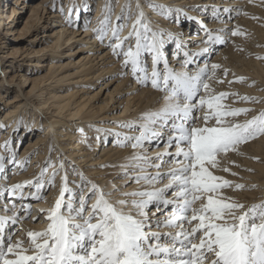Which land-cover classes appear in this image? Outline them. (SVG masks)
I'll list each match as a JSON object with an SVG mask.
<instances>
[{"label": "snow or ice", "instance_id": "1", "mask_svg": "<svg viewBox=\"0 0 264 264\" xmlns=\"http://www.w3.org/2000/svg\"><path fill=\"white\" fill-rule=\"evenodd\" d=\"M52 7L56 10L55 4ZM147 7L164 18L174 11L151 0ZM59 11L64 14L62 5ZM113 11L111 4H105L99 26L92 29L95 38L101 43L107 40L112 54L122 58V68L130 70L137 84H150L161 93L158 108L141 113L136 120L113 122L118 128L127 129L112 133L117 146L141 149L121 165L124 175L136 173L130 178L147 187L125 192L113 184L110 191H105L86 181L80 173L76 192L69 187L64 163L57 166L49 157L34 181L0 189V196L7 193L24 200L25 187L35 188L28 195L43 199L39 195L41 190L45 185L55 186L57 175L64 171L59 198L46 217L47 228L28 231L27 246L22 240L13 241L12 232L6 233V228L22 217L0 215V264H264V202L246 207L224 191L244 190L246 186L213 171L220 169L223 157L240 154L241 146L264 136V110L240 121L239 117L247 116L253 109L233 107L226 101L231 97L233 104L259 103L260 99L235 92H215L211 82H224L217 77L220 64L197 65L194 71L189 68L197 57L210 53L211 46L226 44L225 33L232 37L245 33L239 26L209 30L201 22L205 38L200 43L204 47L195 53L183 51L180 70H176L164 52L165 33L152 29L139 0L135 11L128 0L115 16V22ZM212 12L215 19H221L220 9L213 7ZM223 12L230 13L231 9L224 8ZM73 14L78 20L75 5L67 13L69 26L73 24ZM129 22L130 30L123 36ZM167 36L175 40L178 51L185 48L171 33ZM228 72L223 70L224 77ZM244 81L245 77L235 78V82ZM199 112L203 115L197 116ZM161 141L165 150L149 156L145 145L153 142L159 145ZM10 143L6 141L3 147L9 150ZM6 163L23 167L16 160L15 151L7 160L0 155V173L5 171ZM166 165L169 167L163 170ZM223 171L230 172V168L224 167ZM117 194L120 198L112 199ZM0 207L5 212L17 210L16 204L11 208L7 204ZM18 211L27 212L30 219H38L31 215L30 206L22 205ZM161 228L169 231L161 232Z\"/></svg>", "mask_w": 264, "mask_h": 264}, {"label": "bare ground", "instance_id": "2", "mask_svg": "<svg viewBox=\"0 0 264 264\" xmlns=\"http://www.w3.org/2000/svg\"><path fill=\"white\" fill-rule=\"evenodd\" d=\"M44 1L49 2V0H44ZM53 1L54 0H51V2ZM89 1L90 0H67L65 1L66 2L65 8L69 7L70 9L72 8L73 5H75L79 10V22L81 21L80 20L81 17H83L82 20L84 23L85 22L84 16H85V13L87 12V9L89 8ZM113 1L114 0H97L96 4H94L95 8H94V15L92 16L93 18L91 21L92 25L97 24L98 21L102 18L103 9H104L105 4H111L113 6L114 11L112 14V18H113V21L115 22V16L120 13L122 6L128 3V0H116L117 1L116 4L112 3ZM210 1L209 0H186L182 4L180 0H151V2L153 3L166 5L174 10L173 14L170 15L168 18H164L163 16L159 15L158 12L147 7V3L149 2V0H139V3L143 11L145 12L147 19L151 21V27L154 31L160 30V31H163L164 33H171L176 38L177 36L183 38L184 33H186L187 32L186 30H188L187 29L188 27H190V29L197 28L199 32L204 33V31L201 30V22L204 24L205 27L207 26L212 27L211 30L219 29L218 25L222 26L223 29H235L237 26H239L241 31L246 32V30H248L250 26L252 25L251 20H249V18L254 17L253 15H256L259 13L258 8L254 6V4L255 3L257 4V1L259 0H253L252 3H249V0H231L230 4L226 0L223 1L222 4H220V1H218V4L220 6H225V5L235 6V16H234L233 22L227 21L224 24H219V21H215L218 23V25L216 24L214 25L213 22L209 21L210 20L209 14L207 12L209 10L199 9L201 2L208 3ZM25 2L26 0H14L12 3H14L15 5H19L20 7H29L31 9V12H33L34 14L38 13L37 10L34 9L35 8L34 5L26 4ZM166 2H169V3H166ZM60 3L57 5L61 6ZM131 3L133 5V10L135 11V5L137 3V0H131ZM243 6L244 8H246L245 13H247V15H243L241 11H238L239 8ZM69 9H67V12L65 15L66 17L64 19H61V22L64 23V21H67V13ZM177 9L179 10L178 13L175 11ZM193 9H195L196 11H199V10L206 11L204 12V15H207V16L197 15V17L199 16V18L201 16V18L198 21H195L193 19L190 20L187 17L192 16ZM5 10H6L5 8H2L0 10V31L7 30L6 32L11 33V32H14L12 31L14 13H19V12L17 11L15 12V10H13L12 7L10 8V12L8 14H5V12H3ZM147 14H150V16H147ZM55 15L58 16L57 14ZM193 15L195 16L196 14L194 13ZM73 17L76 18L75 14ZM169 18L174 19V20L168 25L169 27L168 28L164 22H166V20ZM203 19H205V21H203ZM28 21L27 22L25 21V22L28 23ZM186 21H188V23H190L191 25L186 27L185 29L183 28V22H186ZM190 21H193L195 24H192ZM74 24H75V21H74ZM130 27H131V22H129V27L125 28L124 31L122 32L123 36L124 35L126 36L128 34ZM66 31L67 29L63 30V28H62V31L61 29L58 30L57 33L58 34L62 33V35L61 36L59 35L54 42L47 44L44 48H41L39 50V51H46V52L53 51L52 53H49L48 56L46 57L49 60L46 63L42 64V66H45L48 69L46 73L47 75L44 77L37 76L33 78V83L31 87L26 91L25 94L23 93L21 86H18V93H16L14 96L7 99L8 101L5 103V105L8 108L3 112V115H4L3 119H1V115H0V155L4 157L6 155L5 153L6 151L4 150V147H3L5 142L2 144L6 135L9 134L10 132V134L7 137L8 138L7 140L11 141V135L14 134L15 130L19 128V125H18L19 122L24 121L21 118L26 119V115L30 113L29 110L25 108L28 105L29 107H34V110H35L33 113H31V117L35 116L34 114H36L35 120L36 119L38 120L40 117H44L46 123L43 122V125L44 126L46 125L47 127L46 129L44 128V130L39 129V132L38 134H36L37 136L35 137V139L30 140L26 146V149H27L26 151L28 152L37 151L39 153L38 154L39 160L37 159L36 161H43L45 159V156L49 151L48 147L54 141L56 145L55 151L58 150L62 152L61 154L63 156H66L65 160L69 159L70 161H75L82 171H84L82 167H85L86 170L90 173L91 171L95 170V168L104 166L103 172H98L95 175H91L92 177H88V179L90 182L97 184L100 188L104 189L105 191H110L113 184H115L118 188H121L122 191H125V192H132V191L140 190L142 187H147V185H144L143 182H141L140 184H137L134 181H133V185L127 187L125 181H127V178L131 176H124L123 178L122 176L119 177L115 175L119 170H124L123 168H121V165L126 164L128 162V158L134 152H140L141 149H133L131 148V146H128V147L117 146V143H116L117 138L112 134V133H115V130H112V129H117L119 132H127V129L116 128L113 125L105 126L106 129L105 127L100 128V124L97 122V119H96L98 118V115L97 113H95L96 111L93 109V107L88 102H91L92 99L95 101L98 100L100 98L99 93L102 89H104V87L100 88L97 92L92 94L89 97L88 101H86L87 98L86 97L84 98V95H81V93H84L86 91L84 88V84H85L84 82L92 83L93 82L92 80H95L98 77H103L104 75L108 73H112L113 71L111 69L112 67L111 64L113 63V60L108 54V52L101 55L100 52L102 48H97V47L94 48L99 43V41L96 43V45L94 41L89 42L91 38L94 40L96 39L95 34H92L91 36L88 37V35L90 34L88 32H85L81 37L76 38V40H74V41L86 40L90 44L91 47L96 49L94 50V52H92L93 60H88L82 65L84 67L86 66V63H89L83 75V81L80 84L81 88L74 89L73 86H71V91H68V92L66 91V93H62V94L58 93L59 91H61V89H63L62 87H64V86H61L62 84L64 85H67L66 83H68V85L75 84V83L77 84L78 83L77 81H79V80L71 81L70 78L72 75L67 73L66 71H63L65 70L66 67L71 65V61L64 60L61 62L60 60H58L60 54L54 51L61 46L62 44L61 42L63 40L70 41L71 39L74 38L73 36H70V37L66 36L64 39H62L63 36L67 34ZM72 33H75V31L74 32L72 31ZM225 35L227 36L228 42L220 46L218 48L219 50H217V52L212 55L213 60H214L212 63H209L208 61H205V60L198 62V64L196 63V65H199L200 67H203L205 63H208L209 66L213 63L220 64L221 69L217 71L218 78H221L222 76L221 72L224 69H228L230 71L234 70L236 72L237 70L236 67L239 66L240 63L241 64L244 63V62H240V57H239L240 55L239 54L240 51L238 49L239 45L237 46L238 44L237 41L239 39L238 38L239 36L232 37L230 33H225ZM165 36H166L165 38L166 43L169 42V45L166 44V46L169 48L174 46L175 48L174 52L171 53V55H169L170 57H168L170 61V66L174 67L178 63L179 65L175 69L180 70L181 62L184 59L183 51L187 49L184 48L183 50H180L178 51V53H176L177 49H176L175 40L168 39L167 34ZM204 38L205 37L199 36V34H189V33L187 34L186 33L185 39L190 40L189 42L192 45H195L194 46L195 50L190 51V52H193V53L198 52L202 46L204 47V45L200 43L202 40H204ZM177 39H179L184 44L185 40L180 39V38H177ZM5 45H6V42L5 41L3 42V36L0 34V48L5 47ZM165 49L166 48H164V52H165ZM12 51H15V50L11 49L10 52ZM73 52H74L73 50L68 51L66 53V56L69 57L70 55H73ZM207 54L208 53H205L201 56L205 57L207 56ZM0 62H1V59H0ZM114 67L117 68V65H115ZM119 68L120 69L122 68V63L119 65ZM191 69L194 71L196 68L195 69L191 68ZM95 71H98V72H95ZM16 75L19 76L21 74H16ZM237 75L239 77L243 76V74H239V73H237ZM237 75L236 77H238ZM123 80L125 81H118V83L116 84V87L122 86V88L125 90V93H128L125 99L118 101V105L124 103L125 106L122 112H120L119 114L113 113L112 115L113 118L111 119H119L120 121L121 119H123V121L136 120L140 116L141 113H144L149 110H154L160 106V103H158V101L160 100L161 93L152 89L150 85L146 87L141 86V85L139 86V85H136L135 80L133 81L134 82L133 85L131 84L129 85L126 78H124ZM111 81H117V77L113 76L110 82ZM215 82L216 81L211 82L213 88L217 87V83ZM106 85H108L107 82H106ZM235 86L236 85H233L230 88H233ZM222 87L223 89L218 88L217 89L218 91L215 90V92L216 91L217 93L222 92V90H224V92L225 91L227 92L228 90L230 93L235 92L234 91L235 88L229 89V88H226L224 85ZM114 93L116 92L114 91ZM21 96L23 98H19ZM0 98H2V93H0ZM113 100L115 101L114 97H111L110 101H113ZM111 107L113 109V105ZM18 111H20L19 112L21 113L20 115H17ZM105 117H109V116L106 115ZM31 120H34V119H31ZM27 122L29 124L28 127L26 126V124H24L23 127L26 126L29 130L41 128L40 123H36V121H35L36 124L33 122L29 123L30 120ZM79 122H83V124L84 122L89 123L90 126H88V124H85L86 127L84 128H87V129H93V128L95 130L101 129L100 132H97V131L96 132L101 134L102 141H105L106 138L112 139V140L114 139V144H111V141H112L111 140L109 144H106V145L104 144V146L101 147L102 151L96 160H93L92 158L88 159L86 149L82 148L79 143V140L77 137L78 135L77 130H79L80 127H83V124L79 125ZM93 122H96V123L93 124ZM200 123H202V121H200ZM13 124L15 125L13 126ZM7 128L10 130L5 132ZM129 134L134 135L138 133H129ZM49 135L51 137V141L49 139L50 138ZM47 136L48 138H46ZM262 138L263 137H261L260 140H262ZM153 143H156V142H153ZM262 143L264 145V141H259L257 144L262 146ZM146 146L147 145H145V147ZM164 150H165L164 147L163 148L154 147L148 150L147 152L149 153L148 154L149 156L150 155L155 156L158 152H163ZM24 154L25 152L24 153L22 152V159L24 158ZM226 157L228 158V161L227 163L225 162L226 164L224 163V166L230 168V172H224L223 167H222V169L218 173H216V170H213L214 173L218 176H223L224 178L234 181L236 183H242V184L245 183L246 192L243 190L242 191L241 190L232 191V190L227 189V190H224L225 193L228 196H231L234 199L238 200L239 202L244 203L246 207L261 201L262 200L261 191H262V188H264V181H259L253 176L246 179L244 175H243L244 177L243 176L241 177L238 174L239 178L237 177V175L235 176L231 175L232 172H235V173H238V172L235 169L236 167H232L229 164L234 163L236 164L235 166H241V164L239 163V161H241V158L239 157V155H235V153H229ZM224 158L225 157H223V159ZM53 159H54L53 164H56L57 166L59 165L60 162H63L65 165V170L67 171V169L69 168L67 166V163L69 162L65 160L61 161L62 159L61 157L60 158L54 157ZM98 160L102 161L101 164L95 165L98 163ZM89 161H92V162L87 165L86 163ZM106 161L109 164L106 165ZM19 162L21 164L20 160ZM31 165H34V163H32ZM91 165H93V167H91ZM6 167H9V164L6 163L5 168ZM19 167L20 166L18 164H16L15 167H13L12 170L14 171L11 174L12 176L10 180L5 178V175H4L5 172L3 174H0V189H2L4 186L11 187L12 185L17 184V183H24L25 181L35 180L36 174H30V175H27V174L23 175V173L20 174L21 170L18 171ZM167 167L169 166L166 165L165 168ZM31 170L32 168H30V170H28L27 173H29ZM50 171H52L51 168L49 169V173ZM149 171L154 172L155 169H150ZM67 174H68L69 187L72 188L74 191H77L78 189L76 188V185L79 183H75V182H78V181L75 180L76 178H74V176L70 172L67 171ZM135 174L136 173L134 174L131 173V175H135ZM63 175H64V171H61L59 179L55 182L56 189H54L55 190L54 192L52 191V188H51V193L49 196L46 195L45 198L43 199H36L30 204H29L28 199L29 198L31 199L32 197L29 196L28 194L30 192H35V188H32L31 190L30 187H25L23 192H24V196L26 197V199L24 200H19L16 197L9 196V195H8L9 197L6 198L7 193H5L3 196H0V206L7 204L9 208L12 207L11 206L12 203L16 204V206H18L20 203L21 205L23 204L28 205L30 206L32 210H33L32 207L37 208L40 206V204L42 205L43 211H41L40 214L37 213V215H35L36 213L34 214L32 213L33 217H37L40 220L37 219L38 220L37 221V220L32 219V220L26 221V218L22 217V219L17 224H15L16 225L15 228H17V230L13 228V226L15 225H11L10 227L6 228V233L7 232L13 233V241L15 240L25 241L24 237H26L27 239L28 231H43L47 228V225L49 222L47 221L46 217L49 211L54 208L55 202L59 198L60 189H61V177ZM251 184L255 185L256 187L255 188L251 187L250 186ZM46 186L48 185H45V187ZM87 191L88 189L85 188V192ZM39 195L41 196V192ZM245 195H248V196H245ZM15 198L16 200H14ZM66 198H67V194H66ZM118 198H120L118 194L112 197V199H118ZM91 202H94V201H91ZM15 211L16 210L11 211V212H5L3 208L0 207V215L12 216V215H15ZM36 211L38 212L37 209ZM26 215L28 217L27 213ZM159 230L161 232H167L169 229L161 228ZM25 246H27V244H25Z\"/></svg>", "mask_w": 264, "mask_h": 264}, {"label": "rangeland", "instance_id": "3", "mask_svg": "<svg viewBox=\"0 0 264 264\" xmlns=\"http://www.w3.org/2000/svg\"><path fill=\"white\" fill-rule=\"evenodd\" d=\"M14 0H1L0 1V10L2 8H5L6 10L3 11L5 12V14H8L10 12V8L12 7L13 10H15V12H19V13H14V18H13V30L14 32H6L7 30H3L0 31V34L3 36V42H6L5 47L0 48V93H2V98H0V115H1V119H3L4 115L3 112L8 108L5 103L8 101L7 99L14 96L16 93H18V86H21V89L23 90V93L25 94L26 91L31 87L32 83H33V78L37 77V76H41L44 77L47 74V67L42 66L43 63H46L49 59H47L46 57L48 56L49 53H52L53 51H39L41 48H44L47 44L54 42L56 40V38L60 35H62V33L58 34V30L62 28L63 30L67 29V34H65L63 36L62 39H64L66 36H73L74 38L71 39L70 41H62L61 46L59 48H57L56 52H58L59 58L58 60H60L61 62L64 60L67 61H71V65H69L68 67L65 68V70L67 73L71 74V81H77L78 83L76 84H69L66 83L67 85L62 84L61 86L63 89H61V91H59V94L62 93H66V91H71V86H73L74 89H78L81 88L80 84L83 81V75L85 73L86 67L89 65V63H86V66H82L83 63L87 62L88 60H93L92 59V52H94V48H102L100 54H104L107 53L110 55V57L113 60V63L111 64L112 67L111 69L113 70L112 73H108L106 75H104L103 77H98L95 80H92V83H87L84 82V88H85V92L81 93V95H84V98L86 97V101L89 100V97L94 94L95 92H97L100 88H103L100 91V98L98 100H93L90 103V105L93 107V109L96 111L95 113H97L98 118L97 122L100 124V128H104L105 126H109V125H113L116 128L117 125L113 122H117L120 121L119 119H111L113 118L112 115L114 114H119L120 112H122L125 104H119L118 105V101L125 99L128 95V93H125V90L122 88V86L120 87H116V84L118 83V81H125L123 80L124 78H126V80L128 81L129 85H133V77L131 75L130 70H125L123 68H119V65L122 63V58H117L112 54L111 49L107 46L108 42L107 40H105L104 43H99L96 45V43L98 42L97 39H92L89 42L94 41L95 43V47H91L90 44L86 41V40H81V41H74L76 40V38L81 37L85 32H88L91 36L92 34H94V32L92 31V29L97 28L99 26V24H93L91 23L92 21V16L94 15V8L97 0H90L89 1V8L87 9V12L85 13V22L83 23V17H81V21L79 22V19L77 20L75 17H73V24L72 26H69V24L67 23V21L61 22V19H64L66 16V12L68 8H65V1L67 0H54L53 2H51V0L48 1H44V0H26V4H30V5H34V9L37 10L38 13L34 14L33 12H31V9L29 7H20L19 5H15L14 3H12ZM43 1V2H42ZM61 1V3H60ZM182 2V4L186 1V0H180ZM210 1V0H209ZM218 1H220V4H222L223 1L225 0H211L208 3H204L201 2L199 9H204V10H209L207 11L209 14V21L213 22V24L218 25L217 22L215 21H219V24H224L227 21H234V16H235V6L232 5H225V6H220L218 4ZM229 4L231 2V0H226ZM116 0H114L112 3L116 4ZM61 4L64 8V14H61V12L59 11L60 7L57 4ZM169 3V2H166ZM53 4H55V9L53 10ZM70 4V3H69ZM174 5V4H173ZM255 7L258 8L259 13L256 15H253L254 17H257V19H253V17H250L249 20H251V26L248 30H246L245 35L244 36H239L238 41H237V46L239 47V51H240V62H244L243 64L240 63L239 66H237V70L236 72L234 70L228 72V75L226 77H224L223 75V71L221 72L222 76L221 78L224 80L223 83H217V87L213 88L214 90H217L218 88H222L223 89V85L226 88L229 89H233L235 88V93H239L240 95H248V96H253V97H257L260 99L259 103H250V102H239L237 101L235 104L232 103V98L230 97L226 103L231 104L233 107H246V108H251L253 109V111L251 113H249L247 116H241L238 119L240 121H243L245 119H250L252 116L256 115L259 113V111L264 110V59H257L258 56L260 57H264V2H262V0L257 1V4H254ZM73 7V6H72ZM213 7L220 9L221 11V19L217 20L214 18L213 16V12L212 9ZM224 8H229L231 9L230 13H224L223 9ZM29 10V11H28ZM84 11V10H83ZM238 11H241L243 15H245V11L246 8L240 7ZM7 12V13H6ZM204 12L206 11H196L195 9L192 10V16L193 20L198 21L200 18L199 16L197 17V15H204ZM196 14L195 16L193 14ZM55 14H57L58 16H56ZM32 15V16H31ZM225 15V16H224ZM74 16V14H73ZM147 16H150V14H147ZM207 16V15H204ZM229 16L231 17V19H229ZM31 17V19H30ZM15 19V20H14ZM30 21H28V20ZM208 19V18H207ZM159 20V19H157ZM174 19H167L166 22H164L166 24V26L168 27V25L173 22ZM221 20V21H220ZM15 21V22H14ZM28 21V23L26 22ZM75 21V24H74ZM203 21H205V19H203ZM192 24H195L193 21H190ZM189 24V25H188ZM191 24L188 23V21L183 22V28L186 29V27L190 26ZM204 25V24H203ZM219 29L222 28V26H219ZM169 28V27H168ZM207 29L211 30L212 27L207 26ZM87 29V30H86ZM188 30H186L187 34H199V36L205 37V33L199 32V30L197 28L194 29H190V27L187 28ZM10 31V30H8ZM72 31L75 33H72ZM18 32V33H17ZM186 33H184V37H179L177 36V38L183 39L185 40L184 45L185 48L187 49L186 51H194V46L192 45L189 41L185 39ZM167 33H165L166 35ZM204 35V36H203ZM125 36V35H124ZM174 36V35H173ZM243 37V38H242ZM166 38V36H165ZM200 41V40H199ZM194 42V41H192ZM166 44L169 45V42L165 43V55L167 57H170L169 55H171V53L174 52V46L172 47H167ZM172 44V43H171ZM222 46L220 44H217L215 46L212 47V51L210 53L207 54V56L203 57V56H199L196 59V62L193 63L192 65H189V68H196V63L198 64V62L205 60L208 61L209 63H212L213 57L212 55L214 53L217 52V50H219L218 48ZM203 47V46H202ZM201 47V48H202ZM77 48V49H76ZM241 48V49H240ZM11 49L15 50V51H11ZM243 49V51H242ZM73 50V55H70L69 57L66 56V53L68 51ZM242 52V53H241ZM98 53V52H97ZM176 53H178V50H176ZM181 55V53H180ZM178 57V55H177ZM59 61V62H60ZM96 61V60H95ZM77 62V63H76ZM149 71H151V61L149 58ZM119 64V65H118ZM117 65V68H115L114 66ZM172 65V64H171ZM179 64L177 63L176 66H174L173 68H176ZM121 67V66H120ZM160 67L162 68V65H160ZM98 72V71H95ZM121 73H124L123 75H121ZM237 73L239 74H243L242 77H245V81L244 82H235V78ZM16 74H21L19 76H17ZM14 76V77H13ZM113 76L117 77V81H111L110 80L113 78ZM238 76V75H237ZM239 77V76H238ZM38 79V78H37ZM109 80V81H108ZM228 81H233V83L229 84ZM106 82L108 83V85H106ZM110 82V83H109ZM106 85V86H105ZM136 85H139L136 83ZM150 85V84H149ZM233 85H236L233 88ZM67 86V87H66ZM76 86V87H75ZM140 86V85H139ZM69 87V88H68ZM146 87V86H145ZM117 88V90H116ZM224 88V89H226ZM73 90V89H72ZM114 91L116 93H114ZM218 91V90H217ZM216 91V92H217ZM224 91V90H222ZM226 92V91H225ZM227 92H229L227 90ZM232 93V92H231ZM80 95V94H79ZM114 97L115 101H110V98ZM19 98H23L22 96ZM110 101V102H109ZM87 103V104H88ZM112 103V104H111ZM113 105V109L112 106ZM263 105V106H262ZM111 107V108H110ZM29 110V114L26 115V119L21 118L24 121L19 122V128L18 131L15 130L14 134L11 135V143L8 146L9 150H6L4 148V150L6 151V155L5 158L6 160L8 158H10L11 156V152L15 151L16 152V160L17 161H21V164L23 165V167H19L18 171L21 170V173H23V175H30V174H36V177L39 176V173L41 171V168L45 166V161H47L49 159V157L51 158L52 163L54 162V157L57 158H62V160H65L66 156H63L58 150L55 151L56 149V145L55 142L53 141V143L48 147L49 151L45 156V159L43 161H36L38 159V152L37 151H26V146L29 143L30 140L35 139V137L37 136L36 134H38L39 129L44 130V128L46 129V125H43V122H45V118L44 117H40L38 120L36 118V114H34L35 116L31 117V113H33L34 107H29L27 105V107H25ZM115 108V109H114ZM24 110V109H23ZM20 111L17 112V115H20L21 113H19ZM108 113V114H107ZM40 114V113H39ZM50 115V114H49ZM106 115H108L109 117H105ZM197 116H202L203 113L199 112L196 113ZM48 116V115H47ZM101 116V117H100ZM28 117V119H27ZM34 119V120H31ZM95 119V120H96ZM29 123L33 122L35 123H40L41 128H37V129H31L29 130L28 127V122ZM130 120V119H129ZM121 121H123V119H121ZM35 123V124H36ZM46 123V122H45ZM92 123V122H91ZM96 122H93V124ZM24 124H26L25 127ZM83 124V122H79V125ZM85 124H88V126H90L89 123L84 122L83 127H80L79 130H77V137L79 140V143L81 145L82 148L86 149V153H87V158L90 159L92 158L93 160H96L102 149L101 147L104 146V144H109L110 141L112 139H107L105 141H102L101 139V134L97 133L96 130L93 129H87L84 128L86 127ZM15 124H13L14 126ZM78 129V128H77ZM106 129V127H105ZM10 129H6L5 132H7ZM14 130V129H13ZM115 130V132H118L117 129H112ZM10 134V132H9ZM6 135V137L4 138V141L2 142V144L6 141H8L7 137L8 135ZM50 137V135H49ZM99 137V138H97ZM262 140H260L261 137H259L258 139L249 142L246 145L241 146L240 149V154H236L235 155H239V157L241 158V161H239V163L241 164V166H235L236 164L231 163L229 164L232 167H236V171L237 173V177L239 178V176H245L246 179L250 178V177H255L257 180L259 181H264V145L262 143L261 145H258L257 143L259 141H264V136H262ZM48 138V136L46 137ZM166 138V137H165ZM51 141V137L49 138ZM61 142V141H60ZM5 144V143H4ZM111 144H114V139L111 141ZM146 149L147 151L154 148V147H159V148H163L164 144L161 141L159 143V145H157V143H153V144H146ZM254 145V146H253ZM162 146V147H160ZM260 146V147H258ZM258 147V148H257ZM25 150V151H24ZM171 151H174V149H171ZM22 152L24 154V158L22 159ZM147 154H149L147 152ZM66 155V154H65ZM21 156V157H20ZM151 156V155H150ZM253 157H259V160L253 159ZM21 158V159H20ZM223 159V158H222ZM39 160V159H38ZM65 161L69 162L67 163V171L70 172L74 178H76L75 180L78 182L75 183H80V173L83 174V177L85 178L86 181H89L88 177H92L91 175H95L98 172H103L104 170V166L101 167H97L95 168V170L91 171L90 173L86 170L85 167H82V169L84 171H82L79 166L76 164L75 161H70L69 159H66ZM228 158L225 156V158L223 160H221V167L220 169H216V173H218L222 167L224 168V163H227ZM92 161L87 162L86 164H90ZM101 160H98V164H101ZM223 162V163H222ZM32 163H34V165H31ZM225 163V164H226ZM94 164V163H92ZM109 164L106 161V165ZM16 163H11L9 164V167L5 168V173L2 172L0 174L5 175L6 179H11V174L13 173L14 170L13 167H15ZM38 166V167H37ZM91 167H93V165H91ZM30 168H32V170L28 172V170H30ZM168 168V167H167ZM167 168H164L163 170H167ZM248 169H251V171H248ZM150 170V169H149ZM155 172V171H154ZM51 173V171H50ZM124 173L125 170H119L115 175L117 176H122L124 178ZM134 174V173H132ZM239 174V176H238ZM88 175V176H86ZM129 176H132L131 173H129ZM243 176V177H244ZM60 174L57 175L55 182L59 179ZM126 185L131 186L133 185V180L129 177L127 178ZM130 182V183H128ZM234 182V181H233ZM128 183V184H127ZM236 183V182H235ZM254 184V183H252ZM252 184L250 186H252ZM245 185V183H244ZM49 186V185H48ZM46 186L44 187L43 190H41V196H43V198H45V196H49L51 193V188L52 191L54 192L56 189L55 186ZM32 190V188H31ZM227 190V189H225ZM232 191H237V190H233V189H229ZM79 190H77L76 192H78ZM85 191V189H84ZM242 191V190H241ZM243 191L246 192V189H244ZM40 194V193H39ZM264 188H262L261 191V197L262 200L259 201L258 203L264 202ZM68 195V194H67ZM248 196V195H245ZM253 196V195H252ZM8 194H6V198H8ZM16 200V198L14 199ZM36 199L33 198H29V204L32 203L33 201H35ZM91 203V201L89 202ZM14 204V203H12ZM11 204V206H12ZM24 205V204H23ZM19 206V207H18ZM17 206V210L15 211V215L18 214L20 217H25L26 221L27 220H32L30 218L27 217L25 211H18V209L22 206L21 203ZM24 206H28V205H24ZM33 210L31 209V215H33L34 213H36L35 215L40 214V210H38V212L36 211V207H32ZM33 213V214H32ZM24 218V219H25ZM40 220V219H38ZM37 220V221H38ZM15 226H13V228L15 230H17V228H15ZM169 231V230H168ZM25 239V244H28V237L26 239V237H24Z\"/></svg>", "mask_w": 264, "mask_h": 264}]
</instances>
